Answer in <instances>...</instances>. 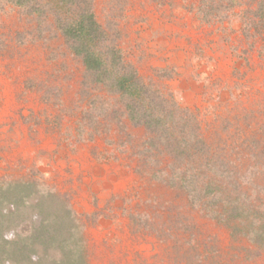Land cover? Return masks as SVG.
<instances>
[{
    "label": "rangeland",
    "instance_id": "1",
    "mask_svg": "<svg viewBox=\"0 0 264 264\" xmlns=\"http://www.w3.org/2000/svg\"><path fill=\"white\" fill-rule=\"evenodd\" d=\"M93 4L183 131L130 115L60 35L1 11L0 244L15 254L0 264H180L192 225L223 259L264 264L193 210L173 153L202 141L241 176L257 169L264 197V0Z\"/></svg>",
    "mask_w": 264,
    "mask_h": 264
},
{
    "label": "trees",
    "instance_id": "2",
    "mask_svg": "<svg viewBox=\"0 0 264 264\" xmlns=\"http://www.w3.org/2000/svg\"><path fill=\"white\" fill-rule=\"evenodd\" d=\"M8 7L35 22L32 31L38 35H60L91 79L120 94L127 102L130 115L141 117L153 127L167 128L176 122L179 131H183L181 118L154 96L98 20L93 0H0V12ZM149 101L155 113L152 107L147 108ZM173 153L179 160L174 179L188 194L193 210L228 229L232 241L248 242L246 250L252 255L264 254V197L258 195L261 191L256 182L259 180L257 169L251 175L241 176L230 161L212 154L199 140L190 147L179 144ZM258 171L264 173V169ZM251 186L257 190H250ZM186 230L190 232L188 246L178 252V263L180 260V264H241L236 254L223 259L213 240L205 241L197 236V227L192 225ZM6 247L0 244V257L4 260L15 254L12 247Z\"/></svg>",
    "mask_w": 264,
    "mask_h": 264
}]
</instances>
